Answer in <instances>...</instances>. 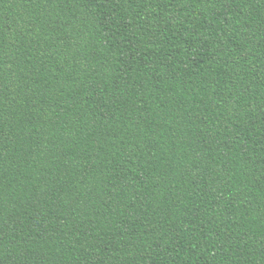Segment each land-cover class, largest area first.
<instances>
[{"label":"trees","instance_id":"obj_1","mask_svg":"<svg viewBox=\"0 0 264 264\" xmlns=\"http://www.w3.org/2000/svg\"><path fill=\"white\" fill-rule=\"evenodd\" d=\"M0 264H264V0H0Z\"/></svg>","mask_w":264,"mask_h":264}]
</instances>
